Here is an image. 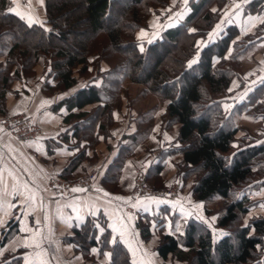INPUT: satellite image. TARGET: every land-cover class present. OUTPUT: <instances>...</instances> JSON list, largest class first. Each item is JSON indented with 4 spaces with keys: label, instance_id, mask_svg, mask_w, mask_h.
Segmentation results:
<instances>
[{
    "label": "trees",
    "instance_id": "obj_1",
    "mask_svg": "<svg viewBox=\"0 0 264 264\" xmlns=\"http://www.w3.org/2000/svg\"><path fill=\"white\" fill-rule=\"evenodd\" d=\"M185 2L188 14L180 20V12L176 25L164 29L139 50L135 31L154 6L164 7L168 0H44L47 26L27 24L11 12L12 0H0V115L6 113L5 97L14 93L13 83L31 75L39 58L46 61L47 78L42 87L48 95L71 89L77 81L72 74L75 68L79 75L90 76L84 86L53 106L55 111L62 106L67 110L63 122L68 128L59 135L60 141L73 140L70 147L77 148L65 169L70 173L85 159L87 149H94L100 138L110 136L113 110L123 106V97L128 98L125 80L140 85L143 97L153 95L165 101L162 127L170 130L174 126L177 132L174 145L161 151L160 159L149 165L145 180L153 188H161V160L167 155H180L181 161L175 167L181 180L194 177L193 199L206 202L216 196L226 201L215 224L225 233L216 240L204 223L194 219H186L178 234L164 233L160 226L164 217L157 216H146L145 222L137 223L141 238H150V225L155 222L160 232L155 251L163 260L171 258L183 264H264V218L253 217L245 225L238 224L254 204L248 200V193L264 186L263 136L248 133L245 147H234L239 139L237 133L247 131L235 124V115L245 112L252 118L263 115L264 119V81L226 113L222 102L233 78L242 74L241 60L250 48V40L237 43V28L227 26L220 37L197 51V38L212 29L226 0ZM256 4H249V8L253 10ZM94 53L97 56L89 61ZM101 63L105 65L103 71ZM95 79L100 81L98 85L91 83ZM87 106L91 109L86 110ZM131 120L135 130L121 137L125 142L119 144L100 180L101 187L111 193L118 191L124 162L152 130V114H139ZM50 145L57 146L55 142ZM47 152L50 153L48 142ZM65 178L68 173L60 177ZM156 199L161 212L168 214L173 203ZM176 218V213L170 214L171 224ZM71 232L65 240L86 259H91V249L97 248L99 257L109 253L107 264H131L125 247L118 241L110 243L108 229L97 236L93 218L73 226ZM8 238L6 232L0 245ZM11 263L20 264L19 257L13 255Z\"/></svg>",
    "mask_w": 264,
    "mask_h": 264
},
{
    "label": "crops",
    "instance_id": "obj_2",
    "mask_svg": "<svg viewBox=\"0 0 264 264\" xmlns=\"http://www.w3.org/2000/svg\"><path fill=\"white\" fill-rule=\"evenodd\" d=\"M38 2L39 0H32L31 4L27 0H12L11 12L27 24L43 25V3ZM253 2L257 4L251 10L249 4ZM188 12L185 8L179 19ZM164 23L163 21L146 37L160 35L164 29L177 24L165 26ZM227 26L237 28V37L253 36V39H249V58L254 63L250 64L249 70L241 74L238 80L233 79L229 85L222 107L226 113H230L235 104L244 101L264 81V0H229L221 8L217 25L209 31L202 45L215 41V37H220ZM141 36L140 32H136V39ZM102 67L104 68L103 65ZM43 80L44 76L41 75L15 81L12 85L14 93L5 97L6 114L0 115V239L6 232L9 234L8 240L0 245V264H12L13 255L19 257L20 264H81L80 254L65 239L71 236L72 227L80 226L86 218L95 220L97 236L105 229L110 231V243L120 242L127 250L131 264L165 262L155 251L157 241L152 242V238L144 241L137 223L145 222L146 216L164 217L161 227L164 233H169L171 213L185 219L196 216L201 220L200 210L184 202L182 205L173 204L169 213L165 214L161 212V204L156 198L139 197L140 199L132 200L129 192L134 180L132 169L141 165L142 170H146V167L148 169L149 165L156 163L160 159L161 151L164 152L174 145L176 127L173 130H164L160 120L154 124L148 141L137 145L133 155L125 161L118 182L120 193L108 192L99 183H95L89 188H77L80 191H72L70 196H59L49 179L59 180L63 174L69 173L65 169L77 148L70 147L73 140L69 143L60 141L59 135L68 128L63 122L67 110L62 106L55 111L53 105L82 86L76 85L66 92L47 97L40 90ZM91 83L99 84L98 80ZM261 102L264 104V95ZM116 117L115 115V122H119ZM122 119L117 132L112 126L110 136L106 140L100 138L95 147V154H101L99 160L96 158L98 164L92 167L93 164L90 163L93 159L87 161L85 157L71 171L69 177L71 174L80 173L85 167L95 168L99 177L103 175L116 155L119 144L125 142L121 137L135 130V123L131 119ZM247 120L248 124H260L253 132L262 134L261 140L264 141L263 115L252 118L242 112L234 117L236 125L239 121ZM28 124L36 127L39 133L20 139L13 136L15 132L23 131ZM47 142L50 153L47 152ZM51 142H55L57 146L50 145ZM106 145L110 146L109 151L106 150ZM88 155H92L89 149L86 150V156ZM180 161V155H167L161 160L160 174L164 184L180 176L175 167ZM255 192L258 201L255 209L262 212L264 186ZM204 222L208 224L206 220ZM91 255L97 260H103L104 264L109 261V253L104 252L99 257L97 248L91 249Z\"/></svg>",
    "mask_w": 264,
    "mask_h": 264
},
{
    "label": "rangeland",
    "instance_id": "obj_3",
    "mask_svg": "<svg viewBox=\"0 0 264 264\" xmlns=\"http://www.w3.org/2000/svg\"><path fill=\"white\" fill-rule=\"evenodd\" d=\"M27 1L29 3H31V4L34 3V2L32 3V0H27ZM179 1H180V3H179ZM185 1H187V0H168V4H166L164 7H161V6H159V7L158 6H154L153 7L152 12L147 14L145 19H144V21H142V23L140 25L142 27L135 31V35H136V32H140V34L143 33L142 36L139 39H136V37H135V39L138 42V49L139 50L143 49L144 44L150 43V42L154 41L155 39H157L159 37V35H153V36H150V37H152L150 39V37L149 36L146 37V35H149L158 25H161V23L163 21L165 22L164 23L165 26H168L169 24H173L175 21H177L176 19L178 17V14H180V12H184V9H185L184 3H186ZM39 2L41 4L43 3V6H44V0H39ZM227 2H229V0H226L224 5H226ZM174 10H176V11L172 14V11H174ZM219 17H220V15H219ZM43 18H44L43 25H41V26H47L46 23H45V16H43ZM218 21H219V19L214 23L213 27L217 25ZM213 27H212V29H213ZM146 33H148V34H146ZM208 35H209V32L206 35H202L201 37L197 38V40H196L197 51L201 49V47L203 46L202 43L208 37ZM216 38L217 37H215V39ZM235 41H238L237 43H240L242 41L245 44V43H247L249 41V37L239 36V37H236ZM250 53H251V49H248V51L245 53V55L243 56V58L241 60V65L240 66H241L242 74L244 72L248 71L249 68L251 67L250 64H252L251 63L252 59L249 58ZM95 56H97V53L91 54L88 57V60L92 61ZM1 59L2 58H0V61H1ZM101 64L104 66V68L101 66L100 70L103 71L105 69V65L103 63H101ZM258 64H260V63H258ZM45 65H46V61L43 58H39L37 60V62L34 64V66H33L32 74L27 76V77H25V78H29V77H32V78L34 77L35 78L36 76H41V75L44 76L45 75V73H44L45 72ZM89 68H90V66H89ZM91 72H92V73H90L91 75L94 74V70H92ZM72 74L77 80L74 86H76V85L84 86L86 80H90V76L88 77V76L79 75L78 68H75L73 70ZM44 77H45V79L47 78L46 75ZM36 79H35V81H37ZM233 79H237L238 80L239 78L238 77H234ZM99 82L100 81L98 80V83ZM53 83L51 82V84H53ZM42 86H43V84H40V90L47 97H53L54 95L56 96V95L59 94V93L55 92V93H52V95L51 94L48 95L46 92L44 93ZM124 86L127 89L126 93H127V97L129 99L127 98L128 99L127 100V99H125L123 97V100H122V102H123L122 105L123 106L120 109L113 110V113H112L113 118L116 115L117 116L116 119L119 120V122H115L116 120L114 119V123H112L113 130L115 132H117L116 129L120 128L121 122L123 120L122 118H128V119H134L135 120L137 115L148 113V114H152L153 115V125H152V130H151V133H153L152 131H153V127H155L154 126L155 123H158V121L160 120V123L162 125V122H161V111L164 109L165 101H161L159 98H157L156 96H153V95H150V96H147V97H143L142 94H141L142 87L140 85L132 84L128 80H125ZM64 92H66V91H64ZM61 93H63V92H61ZM130 98H132L133 100L130 101ZM128 102L129 103L131 102L132 104H129V106H128L126 104ZM89 109H91V107H87L86 108V110H89ZM248 122H249V120H247L245 122L239 121L237 123L238 126H241L242 129H246L247 131L246 132H240V134H238V136H237V138H239L238 139V143L234 144V147H235L236 150L245 147V145L247 144L246 140H249V138L247 136L248 133L251 134L253 132V130H255L254 129L255 127H256V129L258 127H260V124L259 125L257 124V126H255L253 124H248ZM173 129H174V126L170 130H173ZM243 131H245V130H243ZM149 135L146 138H144V140L141 143H143L145 141H148ZM245 135H246V138L243 139L242 136H245ZM109 149L110 148L108 147V145H106V150L109 151ZM89 151L92 152V155L91 156L88 155L89 157L86 156V159H87V161H91L93 159V162L90 163V164H93L91 166L95 167L98 164V161L96 160V158L99 160L101 154L100 155L95 154V148L94 149H90L89 148ZM105 152L106 151H104V153ZM124 164H125V162H124ZM92 167L91 168L90 167H85V168L81 169L80 173L73 174V175L71 174L70 177L68 176V178H65L64 180H62V179H59V180L64 181V182L69 183V184H72V183H75L77 181H81V180H83L85 178H88L89 175L94 171L95 172V180H94V182L95 183H99V185H100V180H101L102 176L99 177L96 169L92 168ZM142 167L143 166H141V165H137V166L134 167V169H132L134 180H133V184H132L133 186H132V188H131V190L129 192V198L132 199V200L134 199V198H132L133 194H134L135 190L137 189V184H138L137 182L139 180L140 172L144 171V173H146V171H147V167H146V170H142ZM122 169H123V167H122ZM122 169H121V171H122ZM70 173H68V175ZM120 174H121V172H120ZM119 177H120V175H119ZM161 179H162V177H161ZM192 180H194L193 176H191L187 180H181L180 177L178 176L177 179L172 180V181H170L167 184L163 183V186L161 188L155 189V188H153L151 182H148V181L145 180V174H144L143 183L145 184L146 188H148L152 192H155V191H163V190L165 191L171 186V184L173 182H178V184H179V193L181 194L182 200L184 202H186V203H189L190 205H193L195 208L200 210V213H199L200 216L199 217L201 218V220L197 219L198 217H196V216L188 218V219H194V220H198V221L204 223L207 226V228H209V230L211 231L213 240H216V238L219 237L224 232V231H221V229L216 228L215 224H216L218 215H220L222 208H224V206L226 204V201H224L223 199H219V197H216V196L214 198L210 199L209 201H206V202L196 201L195 199H193V197L191 195ZM118 182H119V179H118ZM118 182H117V188H118L117 193H120V188H119ZM255 191L256 190H251L248 193V195L252 196V199H250V200L248 199V200L251 201V202H254V204L251 205V208L248 211V213H246V215L241 216L239 218L238 224L245 225L253 217L260 216V217L264 218V211L261 212V211H257L255 209L256 205H257V202H258V201H256V195H255L256 192ZM148 197L155 198L157 196H155V194H152V195H149ZM204 220H206L208 224H206L204 222ZM184 221H186V219L184 217L178 216V218L175 219L174 223L171 224L170 232H173L174 234L180 233L181 230H182V226H183ZM154 223L155 222H153V224L150 225L152 228L149 229L150 230V238H152V240H151L152 242L158 241V238H159V235H160V232H157L159 225L155 226ZM236 226L237 225L233 226L232 228H235ZM152 246H153V243H152ZM77 252L80 254V256L82 258L81 264H104L103 260H97L93 256L91 257V259H89V258L86 259L80 251H77ZM157 263L158 264H183V263L174 261L171 258H168L167 260H165V262L159 261ZM150 264H153V262L152 263L150 262Z\"/></svg>",
    "mask_w": 264,
    "mask_h": 264
},
{
    "label": "built area",
    "instance_id": "obj_4",
    "mask_svg": "<svg viewBox=\"0 0 264 264\" xmlns=\"http://www.w3.org/2000/svg\"><path fill=\"white\" fill-rule=\"evenodd\" d=\"M180 3V1H179ZM177 10V9H176ZM172 11V14L176 11ZM39 133V130L28 124L26 128L23 131L15 132L13 136L17 139L23 138L25 136H35ZM144 171L140 172L137 189L135 190L133 194L134 200H137L141 196H149L152 194H155V198H163L173 204L176 205H182L184 201L182 200L181 194L179 193V184L178 182H173L171 186L167 190L163 191H155L152 192L148 188H146L145 184L143 183L144 178ZM95 172L93 171L88 178H85L81 181H77L75 183L69 184L64 181L58 180V179H49V183L57 189V193L59 196H70L72 194L73 188H89L92 187L95 182ZM247 198L250 200L252 199L251 195H248Z\"/></svg>",
    "mask_w": 264,
    "mask_h": 264
},
{
    "label": "snow or ice",
    "instance_id": "obj_5",
    "mask_svg": "<svg viewBox=\"0 0 264 264\" xmlns=\"http://www.w3.org/2000/svg\"><path fill=\"white\" fill-rule=\"evenodd\" d=\"M218 27H219V26H218ZM142 34H143V33H142ZM72 191H73V192H76V191H80V189L73 188ZM93 251H95V249H94ZM106 255H107V254H106Z\"/></svg>",
    "mask_w": 264,
    "mask_h": 264
}]
</instances>
